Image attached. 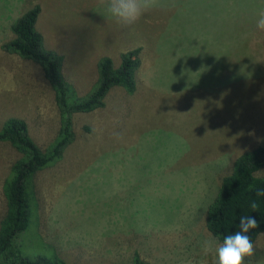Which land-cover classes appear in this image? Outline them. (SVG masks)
Returning a JSON list of instances; mask_svg holds the SVG:
<instances>
[{
    "label": "rangeland",
    "instance_id": "1",
    "mask_svg": "<svg viewBox=\"0 0 264 264\" xmlns=\"http://www.w3.org/2000/svg\"><path fill=\"white\" fill-rule=\"evenodd\" d=\"M35 4L43 45L79 94L95 82L99 56L117 65L136 49L139 63L135 92L113 86L103 106L75 112L74 140L36 173L37 223L24 232L23 254L36 253L38 233L70 264H130L135 253L155 264H215L202 250L209 235L220 242L205 226L207 205L235 157L264 145V0H159L128 26L108 0H0V126L19 116L45 148L59 125L53 90L35 63L1 48L10 23ZM212 18L216 59L193 44ZM18 156L0 142V221L1 185ZM254 246L245 264H264L263 233Z\"/></svg>",
    "mask_w": 264,
    "mask_h": 264
},
{
    "label": "trees",
    "instance_id": "2",
    "mask_svg": "<svg viewBox=\"0 0 264 264\" xmlns=\"http://www.w3.org/2000/svg\"><path fill=\"white\" fill-rule=\"evenodd\" d=\"M40 11V6L35 4L14 19L9 26L12 37L1 48L32 61L40 68L53 90L59 125L45 148L37 144L27 122L19 116L7 117L0 126V142L10 144L19 154L10 164L1 185L6 211L0 221V264H70L38 233H33L36 253L28 256L21 250L20 244L26 235L24 232L37 223L34 177L38 171L58 160L63 150L74 140L75 112L91 111L103 106L105 96L113 86H121L129 94L137 88V50L129 49L120 52L117 65H113L109 56H99L96 60L95 82L86 93L79 94L61 71V56L43 45L42 35L35 26ZM214 19L206 20V25L199 30L202 31V37L193 44H200L206 49L208 58L213 56L216 59V49L207 48L216 45L217 23ZM177 41L182 42L181 39ZM188 42L191 44V40ZM261 46L264 51V37ZM192 51L196 52V49ZM262 167L264 145H259L239 153L232 161L230 171L220 178L215 196L207 205L205 217L207 230L220 242L225 236L240 230L239 219L245 215L254 217L259 223L258 228L250 229L247 233L253 244L260 233L264 234V196L256 195L257 191H264V174L256 175ZM252 201L258 204L256 210L251 208ZM130 264L155 263L135 253Z\"/></svg>",
    "mask_w": 264,
    "mask_h": 264
},
{
    "label": "clouds",
    "instance_id": "3",
    "mask_svg": "<svg viewBox=\"0 0 264 264\" xmlns=\"http://www.w3.org/2000/svg\"><path fill=\"white\" fill-rule=\"evenodd\" d=\"M159 7V0H108L107 11L117 19L118 22L128 26L136 23L141 16ZM257 27L264 29V11L260 13ZM119 136V133L116 134ZM257 196H264V191H257ZM251 208L256 210L258 204L251 202ZM258 221L251 216H241L239 219V231L224 237L222 242H217L209 235L202 242L204 255L214 253L215 264H245L246 258L255 254L256 248L247 234L250 229L258 228Z\"/></svg>",
    "mask_w": 264,
    "mask_h": 264
}]
</instances>
